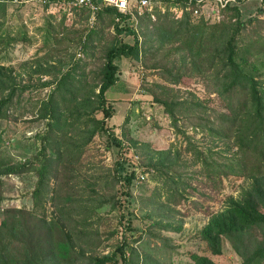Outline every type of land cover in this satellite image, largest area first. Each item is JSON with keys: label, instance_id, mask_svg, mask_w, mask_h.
Returning a JSON list of instances; mask_svg holds the SVG:
<instances>
[{"label": "trees", "instance_id": "trees-1", "mask_svg": "<svg viewBox=\"0 0 264 264\" xmlns=\"http://www.w3.org/2000/svg\"><path fill=\"white\" fill-rule=\"evenodd\" d=\"M9 1L17 2L0 0V17L6 16ZM49 1L53 0L44 2L43 7L47 8ZM187 2L163 0L161 5L154 4L150 12L137 14L135 24L115 7L100 5L91 25L81 30L84 37L80 43L84 51L101 50L96 69L86 70L85 60L76 61V65L72 63L65 69L51 63L34 69L50 75L39 84L48 86L49 90L36 108L37 120H44L45 130L38 133L39 147L29 156L15 158L0 154V204L5 199L4 176L26 173L36 176L30 191V208L3 207L0 264H105L108 261L113 264H170L165 258L178 244L161 230L180 228V224L173 225L168 217L174 220L175 213L180 212L174 206L189 200L193 193L189 192L193 189L191 179L209 187V193L197 192L212 199V192L216 188L220 190L223 177L229 174L249 181L238 195L229 193L219 209L201 207L197 199L190 200L193 208H202L208 217L198 235L209 253L192 252L191 261L186 264H216L213 255L222 253L224 240L241 258L239 264H264V34L257 30L256 35L243 42L242 30L252 18L240 19L236 3L221 7L218 20L209 23L208 17L193 13L197 3L191 2V9H187ZM173 4H180L183 12L168 22L171 9L167 5ZM74 12L85 23L90 22L89 7L82 5ZM224 13L228 15L222 16ZM117 15L119 21L115 19ZM127 36L132 42L125 39ZM121 56L141 61L147 72H154L173 84L194 74L203 75L207 82L205 89L215 91V96L201 99L189 88L184 90L185 97L180 98L174 91L171 96L155 94L154 100L163 105L176 128L181 124L201 128L216 146L224 142L225 150L230 152L225 156L227 160L220 163L212 158L211 154L218 152L212 150L213 147H209L204 156L191 142L187 143L186 149L192 148V156L201 163V168L195 172L200 177H193L172 169L180 159V150L155 151L146 143L135 145L144 155L143 164H147L143 171L150 170L152 179L157 181L150 194L140 196L139 209L142 208L143 216L151 220L146 234L159 240L157 248L164 255L162 260L148 251L149 239L144 238V233L133 225L131 218L126 219L119 236L117 227L107 231L104 238L114 234L118 238L113 248L105 253L98 251L108 245L102 244L98 227L90 229L91 224L100 221V217L91 218L101 216L99 207L106 203L115 205L116 184L129 183L134 176L133 171L124 176L118 172L123 163L120 159L127 160L123 151L111 165L91 164L92 168L96 165L100 168L79 172L87 143L109 129L107 119L115 110L106 90L119 79L120 67L115 59ZM178 56L182 66L176 65ZM13 70L12 66L0 64V118L8 115L16 94L33 86L29 82H17ZM210 101H216L222 108L212 106ZM98 112L102 115L97 116ZM110 132L120 150H124L125 145L114 127ZM126 132L123 130L124 134ZM208 156L210 159L206 160ZM141 179L138 175L137 181ZM46 202L53 206L50 214ZM120 216L119 222H123V214ZM152 228L155 230L151 231Z\"/></svg>", "mask_w": 264, "mask_h": 264}, {"label": "rangeland", "instance_id": "rangeland-1", "mask_svg": "<svg viewBox=\"0 0 264 264\" xmlns=\"http://www.w3.org/2000/svg\"><path fill=\"white\" fill-rule=\"evenodd\" d=\"M235 3L240 10V19L252 18L242 30L243 42L256 35L257 30L264 34V0H236ZM167 7L171 9L169 10L171 16L168 15L167 18L168 22H171L174 17L181 16L182 12L179 8L170 5ZM213 8L215 5H206V13H210ZM52 9L54 12H50L48 7H43L41 0H26L22 3L17 1L8 3L6 16L0 17L2 23L0 37L3 38L0 40V64L14 68L12 73L17 82L21 84L33 83L31 88L24 90L21 94H16L8 115L0 118V154L6 157L18 158L34 153L40 144L38 133H43L45 130L44 120H37L36 108L40 99L49 90L48 86L41 87L39 84L45 79H49L50 75L34 69L39 70L41 67H47L46 65L50 63L65 69L72 63L76 65V61L85 60L87 63L86 70H90L96 69L100 63V49L91 50L89 48L84 51L80 44L84 37L81 30L84 26L91 25V22L85 23L74 10L68 14L67 7L59 10ZM226 14L224 13L222 16L226 17ZM77 17L78 20L76 21ZM207 20L212 23L218 18L209 14ZM130 23L135 24L136 22L133 20ZM136 29L139 27L136 26ZM109 30L112 31V27ZM141 37L140 42L143 44V36ZM125 39L132 42L130 36ZM80 45L81 48H79ZM78 50L82 53L77 54ZM115 61L120 67L119 79L106 90V96L113 104L115 111L107 119L108 131L95 135L87 143L86 150L81 157L83 167L80 168L79 172L82 173L85 170L92 172L100 168L99 165L92 168L91 164L111 165L123 151V156L127 160H124L123 157L120 159L123 163L118 172L124 176L133 171L134 176L129 183L122 184L124 182L120 181L116 184L118 192L115 205L106 203L99 207L98 213L101 216L93 215L91 218L100 217V221L91 224L90 229L98 227L102 235V244H108L98 248V251L105 253L113 248L126 219L131 218L133 225L144 233V238L149 239L147 242L148 251H151L153 257L162 260L164 255L159 253L157 248L159 240L146 234L151 220L143 216L142 208L139 209L141 207L140 196L150 194L157 181L152 179L150 170L143 171L147 164H143L144 155L136 150L135 145L146 143L149 148H153L155 151L161 149L171 152L180 150V159L172 166V169H178L175 172L189 174L193 177L196 175L200 177V174H195V172L199 171L201 163L199 159L192 156V148L186 149L187 143L191 142L195 148L197 147L204 153V156H207L208 148L213 147L212 150L218 152L212 153V158L220 163L227 160L225 156H229L230 152L225 150L227 145L224 142H219L216 146L212 142V137L201 128L194 129L195 127L193 128L189 124H181L176 128L171 124V119L165 113L163 105L154 100L155 94L159 97L171 96L175 94L174 91L180 95V98L185 97L187 93L184 90L189 88L201 99L215 96V91L205 89L207 82L203 75L195 76L194 74L184 77L183 82L173 84L154 72H147L141 61H136L132 57H116ZM187 61L184 66L187 65ZM176 65L182 66L179 56ZM180 70L182 71L183 68ZM142 71H144L143 74ZM88 75L90 76V74ZM171 87L173 90L170 89ZM210 102L212 106L222 108L221 105L216 104V101ZM96 115L101 116L102 114L98 112ZM112 127H114L115 133L120 136L122 145H125L124 150H120L118 144L112 139L110 132ZM123 130L127 131V134H124ZM185 135H188V138ZM209 159L208 156L206 160ZM141 173L144 177L141 181H137V177ZM223 178L220 190L218 191L216 188L215 192H212V199L198 194L197 191L203 190L209 193L210 188L202 186L193 178L191 179L193 189L189 191L193 193L189 195V200L179 202L175 206L172 203L175 209L178 208L180 212L175 213L174 220L170 217L168 220L173 225L180 224V228L178 230L162 229L161 232L171 236L178 245L166 256L165 261L169 260L170 264H186L191 261L192 252L209 253L204 241L198 235V231L208 217L201 211L202 208H193L190 200L197 199L201 202V207L207 205L209 209L215 211L222 206L229 193L238 195L241 187L249 181V179L236 174H229ZM35 179L36 176L31 173H26L23 176L17 174L4 176L3 194L5 199L0 204V220L3 207L12 205L30 208L32 204L30 191L34 186ZM122 189L123 192H121ZM46 205L48 214L52 213L50 211L53 206L49 202H46ZM121 213L123 214V222H119ZM112 227L119 229L118 236L116 237L114 234L104 238L107 231ZM153 230L155 229L152 228L151 231ZM128 253L129 251L126 252V255ZM213 259L216 264H239L241 261V258L233 253L229 243L225 240L222 245V253L213 255ZM105 264H113V262L108 261ZM163 264L168 263L164 262Z\"/></svg>", "mask_w": 264, "mask_h": 264}, {"label": "built area", "instance_id": "built-area-1", "mask_svg": "<svg viewBox=\"0 0 264 264\" xmlns=\"http://www.w3.org/2000/svg\"><path fill=\"white\" fill-rule=\"evenodd\" d=\"M18 1V0H13ZM26 1V0H25ZM163 0H53L49 1L48 10L50 12H54V9L59 8H65L67 7V13L71 14L73 10L79 9L82 5H85L89 7L91 10V15L89 17V21L92 23L95 19V12L100 7V5H106V6H113L116 8V10L120 13L127 14V20L132 22H136V15L142 14L145 11L150 12L154 6V4H160V2ZM188 5L185 6L187 9H191V2L197 3V6L193 7V13L194 14H203L207 17L209 14H212L215 17H219L221 15L220 8L224 7L227 4H232L236 0H187ZM42 3L47 2V0H41ZM215 5V8L211 9L210 13H206L205 6L206 5ZM175 8H179L181 12H183V7L180 4H173ZM163 7V6H161ZM152 17H154L153 14H151ZM205 16V17H206ZM117 21L120 20V16L117 15L115 17ZM81 48V47H79ZM82 52L78 50L77 54H81ZM141 178H143V174L141 173L139 175Z\"/></svg>", "mask_w": 264, "mask_h": 264}, {"label": "crops", "instance_id": "crops-1", "mask_svg": "<svg viewBox=\"0 0 264 264\" xmlns=\"http://www.w3.org/2000/svg\"><path fill=\"white\" fill-rule=\"evenodd\" d=\"M9 3H12V2L9 1ZM59 9H60V8H59ZM59 9H57V10H59ZM66 11H67V10H66ZM121 88H122V87H121ZM121 94H123V93H121Z\"/></svg>", "mask_w": 264, "mask_h": 264}, {"label": "clouds", "instance_id": "clouds-1", "mask_svg": "<svg viewBox=\"0 0 264 264\" xmlns=\"http://www.w3.org/2000/svg\"><path fill=\"white\" fill-rule=\"evenodd\" d=\"M235 2H236V1H235ZM235 2H234V3H235ZM230 4H231V3H230Z\"/></svg>", "mask_w": 264, "mask_h": 264}]
</instances>
